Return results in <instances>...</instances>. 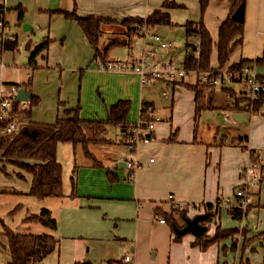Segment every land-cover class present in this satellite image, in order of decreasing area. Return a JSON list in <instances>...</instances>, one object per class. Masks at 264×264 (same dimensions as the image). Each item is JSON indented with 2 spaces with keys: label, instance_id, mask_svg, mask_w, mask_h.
I'll use <instances>...</instances> for the list:
<instances>
[{
  "label": "crops",
  "instance_id": "obj_1",
  "mask_svg": "<svg viewBox=\"0 0 264 264\" xmlns=\"http://www.w3.org/2000/svg\"><path fill=\"white\" fill-rule=\"evenodd\" d=\"M164 2L183 6V9L166 10L172 24L177 25L173 29L183 28L187 22L202 20L212 43L216 42L218 28L228 17L231 7L229 0L211 1L201 16L198 0L0 1V19L5 26V30L0 31V93L7 95L14 85L30 83V89L25 91L30 93L29 97L37 98L39 103L28 119L22 116L23 124L52 125L64 117L65 110L77 108L81 120L106 121L108 109L121 100L130 101L126 124H133L139 118L142 103L155 113L152 97L153 87L156 86L164 90V99L169 98L168 91L171 90V103L174 104V93L187 91L180 85L154 80L141 86L133 74L99 71V61L93 60L94 50L81 30L74 21L59 14L75 10L82 18L114 21L102 26L103 39L106 36L127 39L125 28L118 23L127 18H146L154 10L161 9ZM18 10L23 13L21 23L18 21ZM30 12L37 13L35 21L29 18ZM243 23L242 44L230 56L228 65L241 60L254 64L259 62L255 64V72L264 77V0H246ZM43 26L40 37L43 41L50 40L48 50L35 59V66L29 65L30 52L22 51L18 38L20 36L24 47L30 42L34 49L43 41L37 45L32 41V37L36 36L33 28L40 31ZM159 30L167 36L170 29L156 28L139 33L142 43L137 54L130 53L131 41L136 37L132 36L126 47H119L127 50L122 60L114 57L113 51L108 53L106 60L133 65L147 45L164 59L167 55L169 59L166 60L181 65L183 59L181 63L174 61V49L167 53L151 43L150 35ZM12 37L17 42V50H4L3 42ZM182 48L184 58L186 50ZM213 53L216 57L214 47ZM210 66L215 69L217 64L214 66L210 62ZM215 90L212 91L214 106ZM219 91L224 103L215 108L224 115L228 124L221 128L207 127L208 131L201 135L199 127L195 126L194 94L187 91L193 112H187L180 126L173 125L172 111L168 123L154 126L152 141L137 148L135 158L140 167L134 172L132 180H128L129 171L125 165L128 155L124 151V129L108 130L113 144L88 147L100 167L94 166L84 156L81 146L74 148L69 144H58L56 159L61 167V148L71 147L67 172L62 167L63 197L41 199L44 202L38 207L39 212L46 209L51 213L57 229L50 234L46 230L33 229L34 235L47 234L58 240L57 250L51 254L56 264H93L98 259L108 264H121L122 257L127 253H132L134 264H152L149 254H152L153 262L160 260L162 264H239L240 260L249 264H264L261 241L250 244V251L262 252V257L258 255L259 258H255L249 249L242 251L239 237L238 251L232 259H228L230 240L202 251L191 246L195 236L187 234L180 242H174V228L167 222H158L162 214L171 213L172 204L189 219L204 214V207L208 205L216 210L215 219L209 225L204 223L209 229L208 236H213L216 227L227 230L221 223L222 210H228L224 202L230 201L231 205L238 207L235 192L241 185V171L252 159H257L259 183L247 206L249 210L240 220H233L228 213L226 215L228 219L238 221L234 229H245L248 239L264 234V107L251 117L244 115L245 120L240 119L239 123L226 119L222 108L230 101ZM26 106L27 102L25 105L21 103L22 108ZM10 111L11 108L8 113ZM14 124L17 128L15 119ZM196 127L198 130L194 129ZM79 156L83 159H77ZM3 167L4 170H1ZM3 171L10 179L4 177ZM17 174L23 176V181L17 178ZM109 175L115 178L113 183L109 182ZM30 183V175L0 163V192L10 190L15 197L25 199L30 197ZM17 206L28 210L20 200ZM175 221L178 229L184 227L181 225L183 219L177 214ZM26 225L31 228L37 224Z\"/></svg>",
  "mask_w": 264,
  "mask_h": 264
},
{
  "label": "trees",
  "instance_id": "obj_2",
  "mask_svg": "<svg viewBox=\"0 0 264 264\" xmlns=\"http://www.w3.org/2000/svg\"><path fill=\"white\" fill-rule=\"evenodd\" d=\"M1 1V0H0ZM211 1L221 2L224 0H198L199 11L201 16L205 12L208 4ZM231 7L228 17L220 24L217 32V40L212 43L210 35L206 30L202 20L198 22H187L182 27L185 29V50L186 54L183 58L182 68L188 71L207 72L213 70H240L243 66L249 65L252 62L241 60L236 64L228 65L230 56L234 51L241 46L243 37V24L235 23L232 21L231 16L237 8L241 7L244 11L246 0H229ZM167 9H183V6L177 5L174 2H164L162 8L154 10L146 18H127L118 24L125 28L127 39L111 38L106 41L102 46L103 31L102 26L106 24H113L114 21L98 20L94 18L79 17L75 10L71 13H59L65 19L74 21L78 28L83 33L87 43L94 50V61H99L105 64L108 62V53L119 47H126L130 42L132 36H138L139 33H144L146 30H154L156 28L173 29L177 25L172 24ZM18 21L21 23L23 13L18 10ZM1 20V19H0ZM190 39L199 40V55L195 58L196 51L193 48ZM50 44L49 39H45L41 44L34 49L31 43L25 45L27 52H30V63L35 66V59L38 56L45 54ZM213 47L216 52L217 67L213 69L210 66V58ZM17 42L5 40L3 42V49L14 52L17 50ZM32 49V50H31ZM259 62L255 64L258 65ZM264 78V77H259ZM185 90L194 94V113L195 123L199 119L202 112L216 110L212 93L207 94L206 85L200 83L187 84L182 82L179 84ZM17 90H29L30 83L25 85H14ZM231 100L227 106L222 109L225 112L242 113L246 110L248 104L244 98H238L230 91ZM39 100L35 97H29L26 108L21 107V103L15 99L11 101V111L7 114L8 120H0V163L5 165L14 166L20 172L26 173L31 176V183L28 195L38 200L46 198H62V167L57 162L56 150L58 144H69L74 148L81 146L84 156L90 160L94 166L100 167L88 147L91 145H110L113 141L108 137L109 129H124L125 134L128 129L126 124L127 117L130 112L131 103L128 100L118 101L115 105L111 106L107 111L106 121H85L81 120L78 116V108L74 110H65L64 117L58 119L52 125L46 124H24L21 128L10 134L4 132L5 128L10 122L18 116H23L28 119L31 111L38 105ZM264 107V97L254 104V112ZM150 107L142 103L140 107V118L145 116V111ZM151 109V108H150ZM26 128L28 131L36 133L34 138H29L23 135L22 130ZM251 154V152H249ZM257 163V159H252ZM4 170V167L1 169ZM4 172V171H3ZM5 174V173H4ZM6 175V174H5ZM7 176V175H6ZM18 179L23 180L21 174H17ZM115 178L109 175V182L113 183ZM73 185V184H72ZM20 207L17 206L13 212ZM246 212L231 205L227 213L233 220H240ZM181 219L186 216L183 212H178V209H172L171 213L162 214L161 219L164 223L167 222L172 228H177L175 215ZM206 215V225L211 223V220L216 216V210L212 206L204 207V214ZM24 224H40L43 227L56 231L57 223L51 216V213L42 209L38 214H31L23 220ZM203 223V225H204ZM184 226V224H183ZM3 236L7 240V248L9 252V261L7 264H41L44 259L49 257L57 250L58 240L50 235H32V234H16L13 232H6ZM241 238V249L244 250L250 244L261 241V247L264 249V234H259L248 239L247 231L245 229H227L222 230L216 227L213 236H208V228L200 237H195L192 242V247H199L204 251L214 244H220L224 241L231 240L229 251L236 252L238 242L237 238ZM182 236L175 235L174 242H180ZM219 264V263H217ZM226 264V263H222ZM239 264H249L240 260Z\"/></svg>",
  "mask_w": 264,
  "mask_h": 264
},
{
  "label": "built area",
  "instance_id": "obj_3",
  "mask_svg": "<svg viewBox=\"0 0 264 264\" xmlns=\"http://www.w3.org/2000/svg\"><path fill=\"white\" fill-rule=\"evenodd\" d=\"M5 26L0 20V31H4ZM11 42L15 41L12 37ZM151 43L164 52L169 53L173 47L169 43H165L162 37L157 33L150 36ZM193 47L196 49L194 56L198 58L199 55V40L193 39L191 41ZM97 68L99 71L117 73V74H133L135 75L141 86H146L150 81L158 80L168 83L182 82L185 79L193 78L194 83L206 85L207 94L212 93L215 89L221 90L227 101L231 100L230 91L238 98L247 100V108L242 114L251 117L254 112V104L264 97V78H259L255 72V64L243 66L240 70H213L207 72L188 71L182 68V65L165 61L152 48L144 46L139 58L133 65H127L120 62L108 61L105 64L98 62ZM17 89L12 87L7 95L0 93V120H8L7 114L10 108L11 101L15 99ZM226 119L230 118L233 112H225ZM159 119L154 117L152 109L145 111V116L139 118L137 122L129 124L126 131V138L124 145L127 150V158L125 165L129 171L128 180H132L134 172L140 167L135 155L137 148L142 143L152 141V131ZM16 130L14 122H10L5 128L4 132L10 134ZM241 186L235 192L238 207L245 211L249 205L250 198L254 193V189L259 183L258 166L256 162H250L246 168L241 171L240 175ZM226 207L231 206L230 201L224 202ZM172 209H176V205L172 204ZM159 223H164V220L158 218ZM121 264H134L132 253L125 254L121 259Z\"/></svg>",
  "mask_w": 264,
  "mask_h": 264
},
{
  "label": "rangeland",
  "instance_id": "obj_4",
  "mask_svg": "<svg viewBox=\"0 0 264 264\" xmlns=\"http://www.w3.org/2000/svg\"><path fill=\"white\" fill-rule=\"evenodd\" d=\"M9 13H10V11H9ZM29 14H30L29 18L33 19V21H35V19L38 18L37 13L33 12V14H32L30 12ZM9 16H10V14H9ZM33 29H34L33 32L35 33L36 36L32 37V41L33 42L35 41V43L37 45L43 41L40 37V34L43 33L44 26L41 27L40 31L36 30V28H33ZM184 30L185 29L181 28V27L180 28L178 27V28L173 29V30L170 29L168 35L164 36L162 38V40L164 42L170 43L172 45L173 49L175 50V56H176L174 58V61H177L179 63H181V61L183 59V55L185 53L183 51V48H182L185 46V43H186ZM153 34H155V32H153L151 35H153ZM105 38L106 39H102V42H105L108 39H111V36H106ZM38 39H40V40H38ZM192 40L193 39H190L189 42H191ZM141 43H142V41L138 36L133 38L131 41V46H130L131 47L130 53L137 54L140 51ZM18 44L22 46V51L24 53H29V52H27L25 47L22 45V40L20 39V36L18 38ZM112 51L114 52V55H115L114 57H116L119 60H122L127 55L126 48H115V49L111 50L110 52H112ZM157 54H159V53H157ZM166 59H169L167 57V55L165 56L164 60L167 61ZM210 60H211L210 61L211 64L216 66L217 63H216V57H215L214 53L212 54ZM21 61L22 60H20L19 63H21ZM182 82H184V81H182ZM182 82H173V83L179 85ZM185 82L187 84H194L193 78L185 79ZM163 91L164 90L160 89V86L153 87L152 100L154 102V107H155L154 117L159 119V122H157L156 125L157 124L162 125V124L168 123V121H169L168 119L171 117V111H172V114L174 116L173 125L179 124V126H180L182 124V121L184 120L187 112H193L192 104H190L188 99H187V96H189V95L187 94V91L178 90L177 92L174 93V97H173L174 104H172L171 103V90L168 91V95H169L168 99H164L162 97ZM223 103H224V97L222 95L220 96V91L218 89H216L215 90V106H218V105L223 104ZM23 104L25 105V103H23ZM257 112L258 111H256V113ZM230 120H233V119H230ZM15 122L17 124V128H21L24 125L22 116L15 118ZM224 124H228L224 120V115H222L220 113V111L214 110V111L204 112L201 115V117L199 118V120L195 126L199 127V130H200L199 132L201 135H203V133L205 131H208L207 127L209 129H211L212 127L215 128L217 126H219L218 128H221V126H223ZM198 127L194 128V129L198 130ZM181 130H182V128H181ZM234 137H236V136L234 135ZM67 148H69V149H67ZM70 148L71 147L68 145H67V147L61 148V150H62L61 151V154H62L61 163H62V167H63L64 172H67L68 165H70V159H71L70 158L71 157ZM124 151L127 154L126 147L124 148ZM77 159L80 160L83 158L81 156H79ZM248 164L244 168H246L248 166ZM4 173L2 172L4 177L10 179L9 175H7L5 173L7 175L6 176ZM19 180L23 181L22 179H19ZM7 187H9V186H7ZM65 190H66V187H65ZM19 200H20V202L25 203V207L28 209L27 211H26V209H19V210H16L15 212H13L16 205L18 204ZM27 202H29V204H27ZM42 202H44V201L37 200L31 196L25 197V199H19V198L15 197L14 195H12L10 193V190H5V193L0 192V220L2 221V223H0V264H6V262L9 261V252H8V248H7V240L3 236L4 233L11 231V232L16 233V234H32V235H34L35 232L33 229H40V230H46V233L48 232L50 234L51 230L45 229V227H43L40 224H37L35 227L30 228V225H26L23 223V220L26 217H28L29 215L39 213L38 207H39V205L42 204ZM40 207H42V206H40ZM226 214H227L226 210H222V220H223V222H221L222 227L223 228L225 227L227 229H234L235 227H237V224H239L238 221L236 222V221H233L231 219H228ZM214 219H215V217H214ZM183 224L184 223H182L181 225H183ZM236 240H237V242L241 241V240L238 241V239H236ZM250 246L246 247L242 251H245L248 249L250 251ZM238 248L236 251H238ZM220 249H221V247H220ZM256 249H257V247H256ZM228 252L229 253H227V258L232 259L235 252H232V251H228ZM249 253L251 255H254L255 258L257 257V259L259 258L258 255L262 257V252H259V251H257V252L250 251ZM53 256L51 255L50 257L44 259L41 264H56ZM164 256L167 258L166 254ZM152 258H153L152 254H149L148 259H149V261H151L152 264H162L160 260L153 262ZM261 260L263 261L262 258H261ZM93 264H108V263L105 261H100V259H98V260H94Z\"/></svg>",
  "mask_w": 264,
  "mask_h": 264
},
{
  "label": "water",
  "instance_id": "obj_5",
  "mask_svg": "<svg viewBox=\"0 0 264 264\" xmlns=\"http://www.w3.org/2000/svg\"><path fill=\"white\" fill-rule=\"evenodd\" d=\"M231 19L235 23H243V10L241 7L237 8L236 11L232 14ZM157 35L164 36V32L159 30L157 32ZM30 93L28 91H25L23 89L17 90L15 100L20 103H26L29 99ZM231 119H233L236 122H241L240 119L245 120V116L242 113H233L230 116ZM23 135L28 136L29 138H34L36 133L34 131H28L26 128H23L22 130ZM206 215L200 214L195 216L192 219L185 218L184 221V227L181 229L174 228V233L177 236H185L187 234H191L195 237H200L204 234L206 226L203 225V223L206 221ZM0 223L2 221L0 220Z\"/></svg>",
  "mask_w": 264,
  "mask_h": 264
}]
</instances>
